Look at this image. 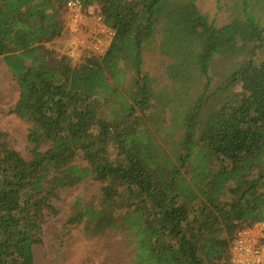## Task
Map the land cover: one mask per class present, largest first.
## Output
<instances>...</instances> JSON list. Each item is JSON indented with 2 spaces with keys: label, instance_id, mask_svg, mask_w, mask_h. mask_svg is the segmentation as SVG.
I'll return each instance as SVG.
<instances>
[{
  "label": "trees",
  "instance_id": "trees-1",
  "mask_svg": "<svg viewBox=\"0 0 264 264\" xmlns=\"http://www.w3.org/2000/svg\"><path fill=\"white\" fill-rule=\"evenodd\" d=\"M69 1L0 0L32 146L26 160L0 130V264H35L52 199L89 180L99 206L78 200L68 224L119 235L124 264H232L235 234L264 221V0L221 27L197 0H79L115 32L79 63L50 48ZM151 52L164 73L144 70Z\"/></svg>",
  "mask_w": 264,
  "mask_h": 264
},
{
  "label": "rangeland",
  "instance_id": "rangeland-1",
  "mask_svg": "<svg viewBox=\"0 0 264 264\" xmlns=\"http://www.w3.org/2000/svg\"><path fill=\"white\" fill-rule=\"evenodd\" d=\"M247 4L249 10H258V0H197L199 10L221 27L231 21L238 6ZM95 10V11H94ZM97 12V9H92ZM66 17V16H65ZM68 38H61L50 44L58 53L67 52ZM91 55H88V57ZM228 58H219L213 63L216 80L227 72ZM144 70L152 75L164 73L162 61L157 52L146 54ZM79 63V62H78ZM19 98V89L10 71L0 57V130L9 137L13 149L26 160L31 159L32 146L29 143V124L20 120L11 111ZM79 163L85 164L82 160ZM102 184L95 180L58 192L52 199L54 211L47 217L43 226V241L34 247L35 264H124L131 256V250L122 242L119 235L110 237L84 236V224L70 225L68 220L75 212L78 200L83 205L99 206Z\"/></svg>",
  "mask_w": 264,
  "mask_h": 264
},
{
  "label": "built area",
  "instance_id": "built-area-1",
  "mask_svg": "<svg viewBox=\"0 0 264 264\" xmlns=\"http://www.w3.org/2000/svg\"><path fill=\"white\" fill-rule=\"evenodd\" d=\"M66 54L73 63L81 62L88 55L104 56L115 32L103 17L92 9L86 11L79 0L66 5ZM232 264H264V221L239 230L231 242Z\"/></svg>",
  "mask_w": 264,
  "mask_h": 264
},
{
  "label": "crops",
  "instance_id": "crops-1",
  "mask_svg": "<svg viewBox=\"0 0 264 264\" xmlns=\"http://www.w3.org/2000/svg\"><path fill=\"white\" fill-rule=\"evenodd\" d=\"M95 11V10H94Z\"/></svg>",
  "mask_w": 264,
  "mask_h": 264
}]
</instances>
